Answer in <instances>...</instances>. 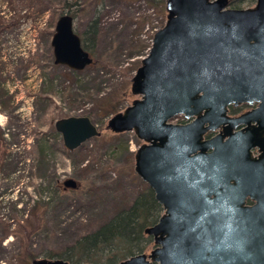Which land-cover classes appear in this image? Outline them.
Returning a JSON list of instances; mask_svg holds the SVG:
<instances>
[{
	"label": "water",
	"instance_id": "water-1",
	"mask_svg": "<svg viewBox=\"0 0 264 264\" xmlns=\"http://www.w3.org/2000/svg\"><path fill=\"white\" fill-rule=\"evenodd\" d=\"M229 4L165 0L166 21L130 81L135 99L107 120L106 130L142 141L134 170L162 209L144 229L153 247L118 264H264V0ZM51 46L57 65L80 71L93 63L69 14L57 19ZM242 102L260 103L226 116L230 103ZM177 115L189 121L170 122ZM241 122L246 127L234 132ZM54 128L69 151L101 134L86 115L59 118ZM31 264L76 263L35 257Z\"/></svg>",
	"mask_w": 264,
	"mask_h": 264
},
{
	"label": "rangeland",
	"instance_id": "rangeland-1",
	"mask_svg": "<svg viewBox=\"0 0 264 264\" xmlns=\"http://www.w3.org/2000/svg\"><path fill=\"white\" fill-rule=\"evenodd\" d=\"M164 4L0 0V79L8 90L0 102V130L8 151L0 168V219L10 223L9 233L16 231L5 235L0 227V264H18L15 255L27 244L36 257L62 251L148 187L134 170V152L142 141L132 131L113 133L105 127L131 103L121 94L130 90L154 30L166 21ZM72 9L80 36L98 22L94 45L90 33L85 40L93 63L80 71L55 64L51 46L57 19ZM71 115L89 116L101 130L73 151L63 146L54 128L57 119ZM17 221H31L28 234Z\"/></svg>",
	"mask_w": 264,
	"mask_h": 264
},
{
	"label": "trees",
	"instance_id": "trees-1",
	"mask_svg": "<svg viewBox=\"0 0 264 264\" xmlns=\"http://www.w3.org/2000/svg\"><path fill=\"white\" fill-rule=\"evenodd\" d=\"M149 1L154 2V0ZM245 1L254 2V0H231L230 5L236 8ZM68 14L74 19L77 15L76 9L69 10ZM8 26L4 25V27ZM88 33H90L89 37L94 45L98 33V22L93 21L80 36L83 48L89 52L91 48L85 43ZM7 94L8 90L5 88L2 79H0V102L2 97ZM121 95L126 101L131 102L134 99L128 88ZM7 154L8 151L4 147V137L0 130V168ZM161 212V206L155 200L152 189L146 187L135 196L130 205L116 212L95 230L77 237L73 242L67 244L62 251L53 252L48 257L58 256L76 264H117L121 259L137 251H145L146 248L153 244L152 237L145 234L144 229L157 221ZM23 223L17 221V226L28 234V226L26 225H32V223L31 221ZM0 227L3 230H7L5 235L16 233V231L9 233L10 223L3 219H0ZM0 247H2L1 240ZM23 251L15 255L20 257L18 264H31V260L37 255L32 250H29L28 244ZM16 260L18 262L17 257L15 258Z\"/></svg>",
	"mask_w": 264,
	"mask_h": 264
},
{
	"label": "flooded vegetation",
	"instance_id": "flooded-vegetation-1",
	"mask_svg": "<svg viewBox=\"0 0 264 264\" xmlns=\"http://www.w3.org/2000/svg\"><path fill=\"white\" fill-rule=\"evenodd\" d=\"M259 103L260 102H254V103H248V102H242L240 104L235 105L234 103H230L227 106L226 109V116L229 118H238L241 117L244 114H247L253 110H256L259 108ZM179 118V123H186L188 120L184 119L183 117H178ZM195 117H193L194 119ZM252 125H255L256 122H251ZM246 127V124L241 122L239 124H237L232 130L238 131L242 128ZM222 131V127L218 128L215 131H209L206 134H204V138L208 139L211 138L213 136H216L217 134H219ZM251 153L253 155V157H259V155L261 154L260 148L258 146H255L253 148H251ZM246 204L247 205H251L253 204V202L249 199L246 200Z\"/></svg>",
	"mask_w": 264,
	"mask_h": 264
}]
</instances>
